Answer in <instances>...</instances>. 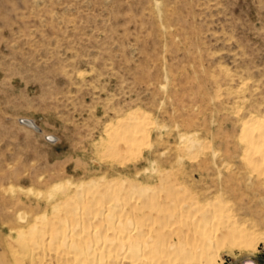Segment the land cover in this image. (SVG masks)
Returning a JSON list of instances; mask_svg holds the SVG:
<instances>
[{
	"label": "rangeland",
	"instance_id": "1",
	"mask_svg": "<svg viewBox=\"0 0 264 264\" xmlns=\"http://www.w3.org/2000/svg\"><path fill=\"white\" fill-rule=\"evenodd\" d=\"M134 108L150 114V138L131 155L99 147ZM252 113L264 114V0H0V264H80L78 251L55 261L79 220L60 185H153L160 171L201 201L224 199L254 226L249 259L264 264V175L239 138ZM180 133L199 150L181 151ZM38 218L49 225L32 227ZM247 254L234 246L216 263Z\"/></svg>",
	"mask_w": 264,
	"mask_h": 264
},
{
	"label": "bare ground",
	"instance_id": "2",
	"mask_svg": "<svg viewBox=\"0 0 264 264\" xmlns=\"http://www.w3.org/2000/svg\"><path fill=\"white\" fill-rule=\"evenodd\" d=\"M256 114L240 122L239 138L244 157L264 175V114ZM151 120L150 114L134 108L104 126L98 145L134 154L141 141L150 138ZM19 121L40 131L32 118L22 117ZM201 145L195 134H179L181 151L197 152ZM158 176L159 181L153 185L125 176H100L60 185L62 195H74L71 198L78 197L80 203L75 205L79 220L66 224L69 230H63L60 237L68 252L55 257L56 263L75 257L78 251L82 254L80 264H87L95 254L99 260L92 264H217L221 251L238 246L248 253L244 264H257L249 256L260 236L253 225L231 212L224 199L215 196L201 201L169 173L160 171ZM67 201L53 205L54 215L68 209ZM46 221L35 219L32 227L42 228ZM48 259L51 257L44 260Z\"/></svg>",
	"mask_w": 264,
	"mask_h": 264
}]
</instances>
